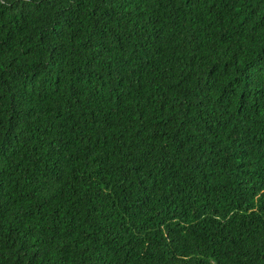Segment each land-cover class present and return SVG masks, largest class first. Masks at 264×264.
Returning a JSON list of instances; mask_svg holds the SVG:
<instances>
[{"label":"trees","instance_id":"obj_1","mask_svg":"<svg viewBox=\"0 0 264 264\" xmlns=\"http://www.w3.org/2000/svg\"><path fill=\"white\" fill-rule=\"evenodd\" d=\"M0 264H264V0H0Z\"/></svg>","mask_w":264,"mask_h":264}]
</instances>
